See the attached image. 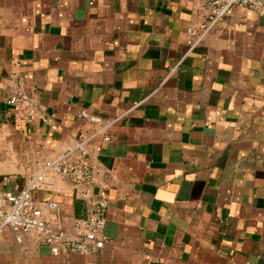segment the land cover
Listing matches in <instances>:
<instances>
[{
    "label": "crops",
    "instance_id": "0c3cea01",
    "mask_svg": "<svg viewBox=\"0 0 264 264\" xmlns=\"http://www.w3.org/2000/svg\"><path fill=\"white\" fill-rule=\"evenodd\" d=\"M205 2L0 0V88L24 78L39 107L27 121L0 101L8 191L100 131L81 114L129 113L88 146L110 243L54 256L8 227L0 264H264V7L235 8L193 47ZM80 192L57 178L35 199L71 230Z\"/></svg>",
    "mask_w": 264,
    "mask_h": 264
},
{
    "label": "built area",
    "instance_id": "2783aa9c",
    "mask_svg": "<svg viewBox=\"0 0 264 264\" xmlns=\"http://www.w3.org/2000/svg\"><path fill=\"white\" fill-rule=\"evenodd\" d=\"M237 7H264V0H206L203 23L200 27L189 28L187 31L196 37L190 42L191 46H197L225 18L232 15ZM0 101L15 116L27 121L32 120L39 111L37 101L26 89L24 78H20L18 84L7 94L0 88ZM128 114L114 119L86 112L81 114L82 119L102 127L97 134H80L73 148L57 159L47 160L40 171L28 178L20 194L6 189L7 180L0 181V234L9 227L16 234L18 242H22L24 235H34L54 256L71 253L96 256L108 245L110 240L106 236V224L109 200L103 194L94 195L92 192L97 170L89 161L88 146L97 135L105 133ZM104 140L109 142L111 138L105 136ZM57 178L67 180L81 189L84 211L82 217L74 220L71 230L56 223L54 216H57L59 208L57 203H41L35 199L38 191L51 189ZM46 212H51L53 217L47 218Z\"/></svg>",
    "mask_w": 264,
    "mask_h": 264
}]
</instances>
